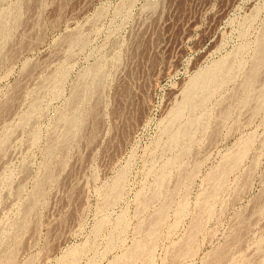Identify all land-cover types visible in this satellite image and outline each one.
I'll return each instance as SVG.
<instances>
[{"label": "rangeland", "instance_id": "rangeland-1", "mask_svg": "<svg viewBox=\"0 0 264 264\" xmlns=\"http://www.w3.org/2000/svg\"><path fill=\"white\" fill-rule=\"evenodd\" d=\"M0 264H264V0H0Z\"/></svg>", "mask_w": 264, "mask_h": 264}, {"label": "bare ground", "instance_id": "bare-ground-1", "mask_svg": "<svg viewBox=\"0 0 264 264\" xmlns=\"http://www.w3.org/2000/svg\"><path fill=\"white\" fill-rule=\"evenodd\" d=\"M235 241V240H234Z\"/></svg>", "mask_w": 264, "mask_h": 264}]
</instances>
